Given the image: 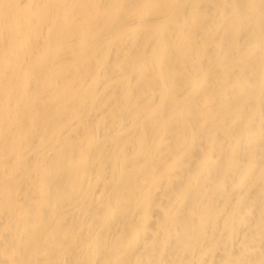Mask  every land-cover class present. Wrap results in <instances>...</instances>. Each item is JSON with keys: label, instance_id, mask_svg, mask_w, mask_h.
<instances>
[{"label": "bare ground", "instance_id": "obj_1", "mask_svg": "<svg viewBox=\"0 0 264 264\" xmlns=\"http://www.w3.org/2000/svg\"><path fill=\"white\" fill-rule=\"evenodd\" d=\"M0 264H264V0H0Z\"/></svg>", "mask_w": 264, "mask_h": 264}]
</instances>
